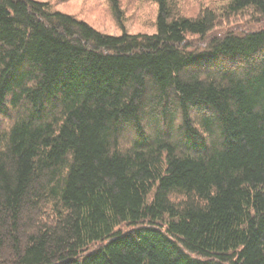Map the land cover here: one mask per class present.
I'll return each instance as SVG.
<instances>
[{
	"label": "trees",
	"instance_id": "16d2710c",
	"mask_svg": "<svg viewBox=\"0 0 264 264\" xmlns=\"http://www.w3.org/2000/svg\"><path fill=\"white\" fill-rule=\"evenodd\" d=\"M152 1L0 0V264H264V0Z\"/></svg>",
	"mask_w": 264,
	"mask_h": 264
},
{
	"label": "rangeland",
	"instance_id": "374dc122",
	"mask_svg": "<svg viewBox=\"0 0 264 264\" xmlns=\"http://www.w3.org/2000/svg\"><path fill=\"white\" fill-rule=\"evenodd\" d=\"M50 2L53 7L65 13L74 15L91 24L96 29L109 33H154L156 31L157 4L152 0H120L124 11V25H118L110 9L109 0H42ZM228 0H175L179 13L187 16H197L206 8L221 10ZM261 17L245 16L232 17L228 21H221V30L228 28H243L248 30L260 27ZM264 23V21H261ZM264 25V24H263ZM127 228V227H123Z\"/></svg>",
	"mask_w": 264,
	"mask_h": 264
}]
</instances>
